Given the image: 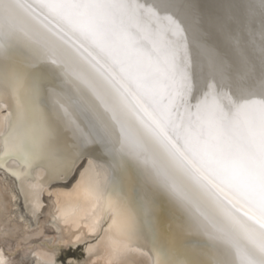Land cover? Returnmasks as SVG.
Segmentation results:
<instances>
[{"label":"snow or ice","instance_id":"6c2138e0","mask_svg":"<svg viewBox=\"0 0 264 264\" xmlns=\"http://www.w3.org/2000/svg\"><path fill=\"white\" fill-rule=\"evenodd\" d=\"M38 3L66 26L67 31L60 32L78 34L80 39L62 47L34 26L35 8L28 0H0V53L5 59L13 44L23 42L50 69L52 79L71 86L51 91L62 106L82 118L87 136L111 157L113 177L119 176L122 166L134 163L183 204L190 196L175 178L180 176L211 206L209 214L202 213L206 225L192 229L212 241L211 248H179L176 242L157 237L148 242L152 264H177V255L186 264H264V21L257 74L252 59L245 57L241 70L202 42L183 0ZM259 6L264 13V0ZM189 29L201 64L190 56L185 35ZM53 35L68 44L59 33ZM81 40L109 62L103 80L115 94L112 104L101 98L98 89L103 84L94 85L83 71L68 70L75 56L82 55L81 49L88 52L90 64L95 61L92 67L100 64L98 55ZM205 72L207 90L198 96V75ZM40 95L38 78L30 75L13 76L11 95L4 96L14 125L4 138L0 166L5 158H16L25 169L12 170L17 177L40 161L50 168L54 160L55 172L67 166L62 152L52 146ZM124 190L131 200V193ZM115 200L111 193L106 195L105 210ZM134 203L151 212L149 200ZM122 214V204L113 209L114 219Z\"/></svg>","mask_w":264,"mask_h":264},{"label":"bare ground","instance_id":"6f19581e","mask_svg":"<svg viewBox=\"0 0 264 264\" xmlns=\"http://www.w3.org/2000/svg\"><path fill=\"white\" fill-rule=\"evenodd\" d=\"M143 2L157 4L159 0ZM183 2L194 17L202 42L241 70L243 59H252L259 73L260 31L264 21L259 0ZM28 3L35 8L37 19L32 23L47 38L65 48L80 39L78 34L60 32L61 28L67 31L66 26L40 7L38 0H28ZM249 6L253 7L251 15ZM180 18L183 19L182 14ZM54 32L63 36L68 44H63ZM185 35L190 42L191 58L198 64L203 63L196 45L191 43V29ZM81 42L93 55H98L87 42ZM80 52L82 55L75 56L74 62L67 65L68 70L83 71L94 85L103 84L98 89L101 98L112 104L115 94L103 80L109 62L98 55L100 64L92 67L95 61L89 63L88 52L83 49ZM40 60L23 42L13 44L7 59L0 53V152L5 136L14 125V113L4 96L11 95L13 76L34 75L41 89L39 104L53 134L52 146L62 152L67 166L64 171L55 172L54 160L49 162L50 168L40 161L28 169L26 175L17 177L12 170L24 172L25 169L16 158H5L0 166V264H61L58 255L62 248L80 246L84 249V259L71 258L68 264L70 261L74 264H152L148 242L157 237L165 243L174 241L179 248H211L212 241L192 231L197 224L206 225L202 213L211 212L208 200L199 190L183 177L176 176L190 196V202L179 203L131 162L122 166L118 177H113L109 167L111 157L87 136L82 118L62 106L51 91H64L71 86L52 79L50 69L42 66ZM208 82L206 72L198 75V96L207 90ZM192 103L195 104V100ZM124 189L131 193V200ZM109 193L116 200L105 210L104 201ZM142 198L151 202L150 213L142 204L136 207L134 202L139 203ZM120 204L123 214L114 219L113 209ZM177 264H186L184 257L177 255Z\"/></svg>","mask_w":264,"mask_h":264},{"label":"rangeland","instance_id":"374dc122","mask_svg":"<svg viewBox=\"0 0 264 264\" xmlns=\"http://www.w3.org/2000/svg\"><path fill=\"white\" fill-rule=\"evenodd\" d=\"M85 257L84 249L82 246L78 247L77 249H72L71 247H64L60 250L58 255V260L61 262V264H68L67 260H78L82 261Z\"/></svg>","mask_w":264,"mask_h":264}]
</instances>
